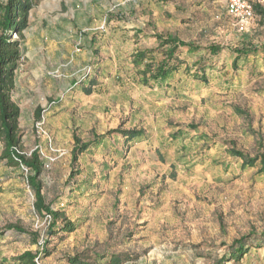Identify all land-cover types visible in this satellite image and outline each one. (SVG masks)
<instances>
[{
	"label": "rangeland",
	"instance_id": "obj_1",
	"mask_svg": "<svg viewBox=\"0 0 264 264\" xmlns=\"http://www.w3.org/2000/svg\"><path fill=\"white\" fill-rule=\"evenodd\" d=\"M225 1L40 0L33 7L13 91L22 146L27 155L40 151L42 193L76 229L49 234L26 170L2 160L0 231L15 224L40 236L4 232L0 264H18L14 257L45 241L49 256L39 264L120 253L131 257L122 264H220L235 240L264 231V175L230 153H264V52L237 63L233 53L262 48L264 21L255 15L248 32L237 31ZM156 34L201 50L180 48L182 64L167 82L141 85L133 56L154 50L155 63L162 60ZM211 45L222 51L211 55ZM131 129L145 134L129 141L112 132ZM75 136L104 138L74 164ZM225 264H264V245Z\"/></svg>",
	"mask_w": 264,
	"mask_h": 264
},
{
	"label": "trees",
	"instance_id": "obj_2",
	"mask_svg": "<svg viewBox=\"0 0 264 264\" xmlns=\"http://www.w3.org/2000/svg\"><path fill=\"white\" fill-rule=\"evenodd\" d=\"M40 0H0V142L4 148L0 156V161L6 160L11 166L27 169L26 179L29 187L32 189L35 197L34 210L38 216H49L47 232L56 234V230L63 233H71L75 231L76 225L73 221L66 217V214L52 207L47 203L42 193L43 185L40 181L45 164L38 149L34 150L30 155L23 151L22 133L19 126L21 110L19 105L13 99V91L16 87L17 71L24 57L22 48V39L24 32L29 28V17L33 7ZM255 14L259 15L264 21V8L262 5L255 7ZM13 34H17L19 39H12ZM155 38L159 42L160 49L163 50L164 58L155 63L154 50H139L133 56V64L139 75V83L149 86L152 83L159 84L167 82L172 75L177 72L182 62L177 57V51L180 48H187L189 52L196 53L201 47L191 42H185L177 37L163 36L156 34ZM211 55H217L222 51L219 45H211L208 47ZM264 52V44L262 48L254 46L235 47L233 53L236 55L235 63L241 57L250 54H258ZM197 78H206L204 75ZM88 91L90 89H87ZM41 109L37 112V118L40 119ZM114 133H121L127 140H135L143 137V130H116ZM104 137H98L94 141L83 142L79 137L75 136L74 147L72 149L73 163L75 164L79 157L88 151L92 145L99 144ZM230 153L242 162V168H258V173L264 175V153L251 157L235 148L230 149ZM77 172V171H76ZM76 174H73L74 177ZM59 221L62 224L59 225ZM15 231L19 233H29L34 241H38V231L27 232L26 229L19 225L10 224L4 231H0V238L4 236L6 231ZM47 241L41 245V250L33 252L25 251L13 258L18 264H39L43 258L49 256L46 247ZM264 245V231L259 233L256 231L249 232L240 239L235 240L228 246L227 252L219 260L220 264L229 261H241L252 249L261 248ZM130 255L127 253L113 254L109 258L106 255H96L94 259H82L79 255L69 257L70 264H104V260H108V264H122L129 261Z\"/></svg>",
	"mask_w": 264,
	"mask_h": 264
},
{
	"label": "built area",
	"instance_id": "obj_3",
	"mask_svg": "<svg viewBox=\"0 0 264 264\" xmlns=\"http://www.w3.org/2000/svg\"><path fill=\"white\" fill-rule=\"evenodd\" d=\"M264 5V0H226L225 9L227 16L233 22L234 27L241 33L248 32L255 18V7ZM14 36V38H13ZM12 39H17V34H13ZM42 123L37 124V128L43 132ZM45 133V131H44ZM25 169V168H24ZM27 172V169H25ZM48 218H50L48 216Z\"/></svg>",
	"mask_w": 264,
	"mask_h": 264
},
{
	"label": "crops",
	"instance_id": "obj_4",
	"mask_svg": "<svg viewBox=\"0 0 264 264\" xmlns=\"http://www.w3.org/2000/svg\"><path fill=\"white\" fill-rule=\"evenodd\" d=\"M69 1H70V0H65L66 4L69 3ZM47 2H48V1H47ZM29 28H30V23H29ZM29 28H28V29H29ZM28 29H27V30H28Z\"/></svg>",
	"mask_w": 264,
	"mask_h": 264
}]
</instances>
